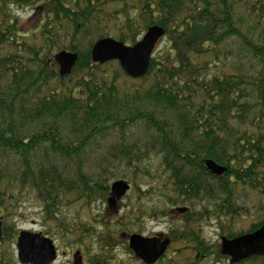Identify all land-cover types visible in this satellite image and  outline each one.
<instances>
[{"label": "trees", "instance_id": "16d2710c", "mask_svg": "<svg viewBox=\"0 0 264 264\" xmlns=\"http://www.w3.org/2000/svg\"><path fill=\"white\" fill-rule=\"evenodd\" d=\"M26 8L37 21L24 31L15 11ZM151 25L165 35L143 77L91 60L97 39L132 45ZM62 49L78 55L67 76L53 59ZM206 159L226 171L211 173ZM141 171L162 183L155 188L168 207L229 201L236 186L264 197V0H0V264L17 263L2 247L16 234L4 219L23 194H35L44 221L68 229L57 215L63 198L94 202L111 179L134 181ZM169 210L138 204L128 223L126 213L110 223L128 230L130 221ZM196 215L183 214L172 243L198 241ZM107 222L86 229L97 251L113 244ZM82 231L77 225L85 242ZM87 264L109 263L94 255Z\"/></svg>", "mask_w": 264, "mask_h": 264}, {"label": "rangeland", "instance_id": "374dc122", "mask_svg": "<svg viewBox=\"0 0 264 264\" xmlns=\"http://www.w3.org/2000/svg\"><path fill=\"white\" fill-rule=\"evenodd\" d=\"M16 14L26 20L23 23V29L30 30L34 27L35 21L33 16H31V9H20L15 11ZM140 36L138 37V39ZM148 164V163H147ZM146 164V165H147ZM158 161L153 156L148 165L152 170L154 166H157ZM143 172L133 174L134 181L129 179L132 184V188L129 193L118 203L117 209L110 211L106 206V198L108 193L102 197H98L94 202H83L81 200H76L71 197H65L60 202V209L58 211V217L62 218L65 225H68V229H63L58 226L53 221H44L43 218V206L42 203L38 201L35 194L28 192L29 194H23L18 202V207L16 211L10 212L5 216V225L15 228V232L19 230H29V231H40L48 238L54 241L57 248V258L52 264H72L71 254L74 253L76 245H79L83 251L85 264L88 263L89 257L98 255L99 258L103 259L109 264H143L139 261L132 251L128 248L127 236L131 232L141 233L145 236L159 237L166 236L170 231L174 229L182 230L185 223V217L180 215H173L171 211L173 206L168 207L159 198V183L154 179V176L148 178L143 176ZM164 178V174L162 176ZM126 179V178H125ZM127 179V180H128ZM111 179L109 183L112 181ZM135 183L139 186L140 195L138 196V191L135 189ZM64 201L67 204L64 206ZM138 204H141L143 208L148 209L151 207H157V210L162 212L163 210H169V212L164 214H159L155 217L142 218L138 221H130L128 230H121L119 225L114 221L117 217L125 215L122 222L128 223L130 218L133 216V208L135 209ZM222 204L233 205V209L236 210L235 214H227L221 211L219 208ZM184 206L191 207L192 213L196 214L199 211L202 214L208 215L207 224L201 223V233L205 239L207 245L210 246L211 251L203 258L200 259L201 255L197 257L198 261L195 260L197 250H193L192 244L187 243L188 240L179 239L172 243L166 253L164 254V259L158 260L154 264H229L228 258L219 253V243L221 235H229L232 233H239L247 231L251 225L259 223L264 218V197L260 196L258 193L254 192L247 187L236 186L233 192H231V199L225 201L222 198H212L203 197L200 200H195L193 202H187L183 204ZM207 207L208 212L205 211ZM197 217V215H196ZM195 217V218H196ZM102 218V222L99 220ZM106 221L111 232L113 244L108 249L104 251H97L95 246L96 239L89 233L87 228H104L103 223ZM222 220L223 227L220 229L217 225V221ZM202 221V220H200ZM194 223L192 227L199 226V222ZM213 224L212 227L206 228L207 225ZM77 225L83 226L82 236L83 241L80 242L78 239ZM102 230V229H101ZM222 230V233H221ZM73 231V232H72ZM16 236V234H15ZM15 237L11 243H5L2 247L7 248L9 251H13L14 257L16 259V250L14 247ZM91 244V245H90ZM188 245L189 249H188ZM99 250V248H98ZM261 259V258H260ZM257 259L243 260L237 264H261L264 263V257L261 260L255 261ZM16 264H19L18 262Z\"/></svg>", "mask_w": 264, "mask_h": 264}, {"label": "water", "instance_id": "95a60500", "mask_svg": "<svg viewBox=\"0 0 264 264\" xmlns=\"http://www.w3.org/2000/svg\"><path fill=\"white\" fill-rule=\"evenodd\" d=\"M165 35L160 25L149 26L140 40L133 45H126L112 37L97 39L91 49L90 57L94 63L103 64L116 60L122 70L132 78L143 77L149 68L150 58L158 41ZM53 59L58 67L60 76H67L78 59L76 52L60 50L54 53ZM205 167L211 173L221 175L226 167L212 159L205 160ZM130 189L127 180L117 179L110 184L107 206L114 210L117 202ZM185 208H182L183 211ZM2 236V218L0 217V238ZM169 238L145 237L139 233L128 236V246L135 256L145 264H153L166 251ZM16 256L21 264H49L56 257L55 246L51 239L41 232L20 230L15 242ZM220 252L229 257L230 263H237L254 255H264V221L259 228L252 232L240 234L233 238L221 237ZM79 251L74 254V264H80Z\"/></svg>", "mask_w": 264, "mask_h": 264}, {"label": "flooded vegetation", "instance_id": "af4514ba", "mask_svg": "<svg viewBox=\"0 0 264 264\" xmlns=\"http://www.w3.org/2000/svg\"><path fill=\"white\" fill-rule=\"evenodd\" d=\"M186 203V202H185ZM185 203H183V204H185ZM183 204H178L177 206H184ZM191 207H187L186 206V211H184V212H181V211H179L178 209H176V210H174V211H172L171 213L173 214V215H178V213L180 214V215H182V214H184L185 212H188L189 210L191 211ZM205 211L206 212H208V209L205 207ZM197 213L196 214H201V215H198L195 219H194V221H193V225H194V223H196V222H198V221H200V220H202V221H200L199 222V226H197V227H192V233H193V236L194 237H197L198 238V243L200 244L199 246V249H197L196 247H197V242L196 241H194V243L192 244V248H193V250H194V248L198 251V253L201 255V257H200V259L203 257H205L208 253H209V251H211V249H210V246L209 245H207V243H206V241H205V239L203 238V235L202 234H198V232L199 233H201V223H205V224H207L208 222H210V221H208V217H209V214L208 215H205V214H202V213H200L199 211H196ZM217 225H218V227L220 228V229H222V227H223V223H222V220H218L217 221ZM208 227H212V225H211V223L209 224V225H207L206 226V228H208ZM221 233H222V230H221ZM169 238H170V240H171V242L170 243H172V235H171V233H169L168 235H167ZM223 235H221L220 237H222ZM174 243V242H173ZM189 246L190 245H188V249H189ZM75 250H77V251H79L80 252V254H81V257H82V261H83V264H84V262H85V260H84V255H83V251H82V249H75ZM74 252V251H73ZM196 257H197V254H196ZM73 258H74V255H73V253L71 254V263H73ZM164 258L162 257V260H163Z\"/></svg>", "mask_w": 264, "mask_h": 264}]
</instances>
